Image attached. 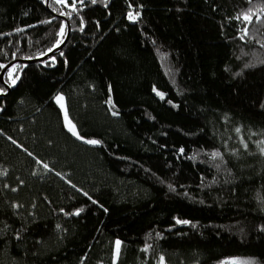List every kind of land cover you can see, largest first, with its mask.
Returning <instances> with one entry per match:
<instances>
[{"label": "trees", "instance_id": "trees-1", "mask_svg": "<svg viewBox=\"0 0 264 264\" xmlns=\"http://www.w3.org/2000/svg\"><path fill=\"white\" fill-rule=\"evenodd\" d=\"M44 3L0 0V73L70 26L0 81V264H264V0Z\"/></svg>", "mask_w": 264, "mask_h": 264}, {"label": "water", "instance_id": "water-1", "mask_svg": "<svg viewBox=\"0 0 264 264\" xmlns=\"http://www.w3.org/2000/svg\"><path fill=\"white\" fill-rule=\"evenodd\" d=\"M48 1L49 0H45V7L48 8ZM65 19V18H64ZM66 20V19H65ZM69 33H70V26L67 24V33L66 36L64 38V40L62 41V43L60 45H58L57 47L53 48L51 51H49L48 53H46L45 55L41 56V57H37V58H33V59H20V60H14L11 61L10 63H8L7 65H5L0 73V81L3 83V85L6 88V93L9 91L10 87L9 85H7L4 81H3V75L4 73L9 69V67H11L15 62H39L42 61L50 56H52L56 51H59L63 48V46L65 45L68 37H69Z\"/></svg>", "mask_w": 264, "mask_h": 264}, {"label": "rangeland", "instance_id": "rangeland-1", "mask_svg": "<svg viewBox=\"0 0 264 264\" xmlns=\"http://www.w3.org/2000/svg\"><path fill=\"white\" fill-rule=\"evenodd\" d=\"M12 84L13 81H15V78L12 77V79L10 80ZM58 97H62L63 96L61 94H58L56 97H55V100H56V103L58 104V106L60 107L61 111H62V116L64 118V123H65V126L68 128V125H69V122L72 124V122L69 120V117L67 115V111H66V106H65V101H64V98L60 101H58ZM73 125V124H72ZM69 130V128H68ZM76 130V129H75ZM77 132V131H76ZM158 264H163L161 261L158 262ZM222 264H240L239 261L235 258H229L227 260H225Z\"/></svg>", "mask_w": 264, "mask_h": 264}, {"label": "snow or ice", "instance_id": "snow-or-ice-1", "mask_svg": "<svg viewBox=\"0 0 264 264\" xmlns=\"http://www.w3.org/2000/svg\"><path fill=\"white\" fill-rule=\"evenodd\" d=\"M57 2L63 4V3H65V0H57ZM73 7H74V5H73ZM244 19H250V17H249V16H245ZM61 34H63V29H61ZM13 83H15V81H13ZM57 99H58V101H60V100H62L63 98H62V97H58ZM68 128H69V131L72 132V134H73L74 136H77L78 139L81 138V137H79V135L77 134V132H76V130H75V126L72 125L70 122H69ZM86 142H87V143H90V144H96V143H99L98 141H95V140H89V141H86ZM218 155H219V153H213V156H218ZM45 167H47V165H45ZM76 214H79V213L77 212ZM119 243H120V242L117 241V248H119Z\"/></svg>", "mask_w": 264, "mask_h": 264}]
</instances>
